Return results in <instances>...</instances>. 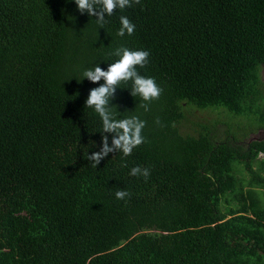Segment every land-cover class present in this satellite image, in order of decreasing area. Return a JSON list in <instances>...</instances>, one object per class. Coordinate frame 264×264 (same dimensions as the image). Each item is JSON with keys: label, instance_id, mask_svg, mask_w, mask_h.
Masks as SVG:
<instances>
[{"label": "trees", "instance_id": "obj_1", "mask_svg": "<svg viewBox=\"0 0 264 264\" xmlns=\"http://www.w3.org/2000/svg\"><path fill=\"white\" fill-rule=\"evenodd\" d=\"M130 2L100 27L74 0H0V264H264V141L179 128L194 108L264 129V0ZM120 47L149 52L136 70L162 93L117 86L110 110L144 142L94 167L112 134L83 73Z\"/></svg>", "mask_w": 264, "mask_h": 264}, {"label": "clouds", "instance_id": "obj_2", "mask_svg": "<svg viewBox=\"0 0 264 264\" xmlns=\"http://www.w3.org/2000/svg\"><path fill=\"white\" fill-rule=\"evenodd\" d=\"M139 4L140 0H133ZM77 9L81 12H87L89 16H95L100 27L105 23V15H112L117 8L124 9L131 7L130 0H74ZM120 25L117 35L124 36L125 33L132 35L135 25L125 16L120 17ZM113 55L118 59L109 64L107 70H102L99 66H94L83 73V78H87L92 83L103 80V84L93 88L85 101V107L94 108L95 112L102 120L103 133H111V146L108 143V136L101 135V148L98 152L87 155V159L93 162L96 167L109 153L120 151L124 156L131 155L133 149L144 142L142 130L145 122L138 117L116 119L110 110V100L113 98L117 86L121 82L132 81L130 90L132 96H139L145 102L158 99L162 89L156 84L154 78L140 75L136 68H143L147 65L149 52L145 50H130L126 47L115 49ZM82 78V79H83ZM141 107L148 110V104H142ZM159 121H157L158 123ZM131 176H142L147 179L150 171L147 168L139 166L130 170ZM125 190H117L115 197L123 200L129 196Z\"/></svg>", "mask_w": 264, "mask_h": 264}, {"label": "rangeland", "instance_id": "obj_3", "mask_svg": "<svg viewBox=\"0 0 264 264\" xmlns=\"http://www.w3.org/2000/svg\"><path fill=\"white\" fill-rule=\"evenodd\" d=\"M260 77L264 83V67L260 69ZM264 89V84H263ZM187 121L180 125L182 133H195L197 124H208L209 129L214 133V137L222 138L225 135H232L241 142L264 140V129L253 127L241 117H230L221 110H197L189 108L185 111Z\"/></svg>", "mask_w": 264, "mask_h": 264}, {"label": "flooded vegetation", "instance_id": "obj_4", "mask_svg": "<svg viewBox=\"0 0 264 264\" xmlns=\"http://www.w3.org/2000/svg\"><path fill=\"white\" fill-rule=\"evenodd\" d=\"M264 141V140H263Z\"/></svg>", "mask_w": 264, "mask_h": 264}]
</instances>
